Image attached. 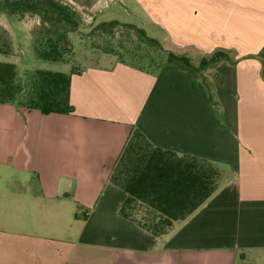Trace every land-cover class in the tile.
Returning <instances> with one entry per match:
<instances>
[{"label":"crops","instance_id":"crops-1","mask_svg":"<svg viewBox=\"0 0 264 264\" xmlns=\"http://www.w3.org/2000/svg\"><path fill=\"white\" fill-rule=\"evenodd\" d=\"M114 6L177 47L230 59L198 72L167 65L152 73L105 56L67 73L73 114L0 104V168L15 189L9 209L25 205L48 222L44 241L63 248L60 264H263L264 0ZM31 19L6 28L29 39L41 25ZM14 42L21 51L28 43ZM135 128L154 146L206 159L223 173L213 196L162 237L120 215L126 193L110 180ZM63 220L76 228L67 239L58 231Z\"/></svg>","mask_w":264,"mask_h":264},{"label":"trees","instance_id":"trees-1","mask_svg":"<svg viewBox=\"0 0 264 264\" xmlns=\"http://www.w3.org/2000/svg\"><path fill=\"white\" fill-rule=\"evenodd\" d=\"M0 12L9 16L29 14L40 17L41 25L33 40L36 57L51 62L68 60L69 33L78 31L81 26L77 11L71 5L60 0H0ZM119 26L134 32L130 36L136 45L134 50L120 52L119 61L141 70L154 73L165 67L162 63L155 67V57H151L148 48L167 53L171 64L179 67L177 64L183 63L186 67L179 68L194 72L215 61L230 59L229 53L216 51L203 57L198 67H193L187 57L166 52L159 40L148 36L144 29L117 20L100 23L94 32L112 34ZM11 48L9 41L0 34V53L11 54ZM140 51L148 52L143 55ZM148 56L151 60L149 67ZM70 95L71 74L48 70L24 74L17 65L0 62V104L39 110L45 115H70L75 111ZM222 175L216 164L156 147L140 129L135 128L110 180L126 193L120 215L162 237L173 229L175 223L187 219L213 196L220 187Z\"/></svg>","mask_w":264,"mask_h":264},{"label":"rangeland","instance_id":"rangeland-1","mask_svg":"<svg viewBox=\"0 0 264 264\" xmlns=\"http://www.w3.org/2000/svg\"><path fill=\"white\" fill-rule=\"evenodd\" d=\"M60 1L71 5L75 9L81 22L78 31L69 33V43L66 46L68 49L67 59L72 60L76 57L77 62H51L36 57L33 40L35 37L34 33L38 29L33 30L32 35L28 39L29 35L20 34L21 31L18 28H6V22L8 21H26L29 23L34 15L27 14L19 17L9 16L2 12H0V34L9 41L12 47V53H0V62L13 63L17 65L20 72L24 74L33 70L71 73L81 65L87 66L92 62H99L100 58L105 56L117 61L120 59V52L124 53L127 49L134 50L136 48L135 42L130 36V34L134 32L123 26H119L112 34L94 32L96 26L102 22L117 20L121 23L131 24L138 23L139 20H141L137 18V21H135V19L125 12L121 6H114L110 9V6L115 0ZM144 30L148 36L159 40L166 52L171 51L187 57L193 67H198L201 59L204 57L200 56L199 53H196L194 49L177 47L166 38H161L162 35L159 30L151 33L146 29ZM16 39L22 44L25 39L28 41V43L24 45L25 48L23 47L24 49H22V51L17 45L16 47L13 46ZM112 50L117 53L114 54ZM148 50L153 55L151 57H155L154 63L156 68L162 64H164V66L171 65L176 68L174 64H171L168 61L167 53H161L157 48H148ZM14 51L19 52L20 56L18 59L13 55V53H15ZM140 52L145 55L148 51ZM147 62L149 67V63L151 62L150 56H148ZM177 65L179 67H186L183 63ZM224 168L225 167H222V169ZM3 175L7 176V173L3 172L0 168V264H60L58 258L59 253L63 252V248L58 244L49 246L44 241L46 234L49 231L48 229H45L46 223L48 222L37 219L34 216L31 217L28 211H25V205L18 206L19 208L16 211H11L9 209V205L7 204L8 201L6 200L11 191H15V189H12L10 184L5 182L7 180H3ZM13 179L16 178L10 180ZM17 190L21 191L22 189L19 186ZM68 223L69 221L65 220L60 222V229L58 230L61 234L60 238L67 239L69 236L75 234L76 228L71 229L67 226ZM237 264H255V259L250 258L245 262L238 261Z\"/></svg>","mask_w":264,"mask_h":264}]
</instances>
